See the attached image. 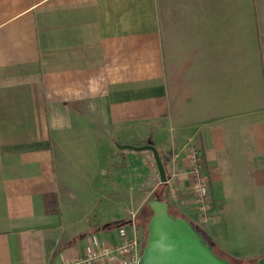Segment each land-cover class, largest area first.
Here are the masks:
<instances>
[{"label": "crops", "instance_id": "1", "mask_svg": "<svg viewBox=\"0 0 264 264\" xmlns=\"http://www.w3.org/2000/svg\"><path fill=\"white\" fill-rule=\"evenodd\" d=\"M149 143L166 185L134 148ZM191 146L213 217L177 209L259 259L264 193L225 185L238 146L264 188V0H0V264L74 263L133 239L142 252L152 197L189 192ZM232 206L255 220L232 228Z\"/></svg>", "mask_w": 264, "mask_h": 264}, {"label": "water", "instance_id": "2", "mask_svg": "<svg viewBox=\"0 0 264 264\" xmlns=\"http://www.w3.org/2000/svg\"><path fill=\"white\" fill-rule=\"evenodd\" d=\"M134 148L151 150L161 181L168 182L167 171L158 148L152 143ZM149 206L152 216L148 223L146 244L138 264H233L229 258L215 251L190 219L172 211L168 201L153 199ZM255 264H264V255Z\"/></svg>", "mask_w": 264, "mask_h": 264}, {"label": "built area", "instance_id": "3", "mask_svg": "<svg viewBox=\"0 0 264 264\" xmlns=\"http://www.w3.org/2000/svg\"><path fill=\"white\" fill-rule=\"evenodd\" d=\"M185 161L191 182L185 203L188 202L195 209L202 223H208L212 218V205L207 189L208 177L203 172V158L195 146L189 147ZM141 253L140 242L133 239L117 247L96 248L86 258L68 264H138Z\"/></svg>", "mask_w": 264, "mask_h": 264}, {"label": "rangeland", "instance_id": "4", "mask_svg": "<svg viewBox=\"0 0 264 264\" xmlns=\"http://www.w3.org/2000/svg\"><path fill=\"white\" fill-rule=\"evenodd\" d=\"M240 147L238 146H234V151L230 152L228 155V167H227V181H226V188L228 190V194H232V195H237V194H244V195H250V194H263L264 188L262 186H260L259 184L257 185L256 182L252 181V175H251V170H252V163H251V158H250V152H245L243 153V155H241V152L238 151ZM163 185H166L168 182H162ZM184 194V195H183ZM187 193H183L182 194H178L177 196H174V198L169 199V201L176 205H181V206H185L188 205L190 206V208L192 209V206L187 202L185 203L186 200V195ZM169 195V194H168ZM182 195V197H181ZM158 196H164L162 193L160 195H154L152 197L151 200L153 199H157ZM170 196V195H169ZM150 200V201H151ZM176 200V201H175ZM179 200V201H178ZM149 201V202H150ZM178 203V204H177ZM147 217L149 218L147 220V223H149L150 217L152 215V210L149 206V203L147 204ZM215 207V206H214ZM177 212V211H175ZM197 213V212H196ZM177 214L179 215V212H177ZM216 214H219V212L215 211L214 212V216ZM200 217V216H199ZM213 217V215H212ZM227 218H229V221H232L233 223L236 222V224H229L232 228H244L241 227L243 224L244 226L253 222L255 220L254 218V214L249 211L248 213H240L238 211L237 207H230V209H227ZM240 221V225L238 224V222ZM209 223V222H208ZM197 226H199L198 224H196ZM205 226L207 225L204 224ZM146 231H145V238L143 240V245L145 246L146 244V239L148 236V224L146 225ZM218 254H220L221 256L224 257H229L231 263L233 264H241L242 261L240 258L238 257H234V256H228V254H226V252H222L220 250H217ZM257 261V259H254ZM255 264V263H254Z\"/></svg>", "mask_w": 264, "mask_h": 264}, {"label": "trees", "instance_id": "5", "mask_svg": "<svg viewBox=\"0 0 264 264\" xmlns=\"http://www.w3.org/2000/svg\"><path fill=\"white\" fill-rule=\"evenodd\" d=\"M158 199H162V200H164V201H168L169 203H170V206H171V208H172V211H177V212H179V215H181V216H184V217H186L185 215H183L178 209H177V207L174 205V204H172L170 201H169V199H170V197L169 196H167V195H164V196H158L157 197ZM187 218V217H186ZM189 219V218H188ZM191 220V219H190ZM192 221V220H191ZM192 223H193V225L195 226V228L197 229V230H199V231H201L202 232V234L204 235V237L207 239V241L214 247V249H215V251L217 252V250H220V251H222V252H224L225 253V251H223V249H221L212 239H210V237L207 235V233L200 227V226H197L196 225V223L195 222H193L192 221ZM218 253V252H217ZM226 254H228V253H226ZM228 256H230L231 257V255H229L228 254ZM227 258H229V257H227ZM241 259V261H242V263L241 264H254V263H256V260H254V259H252V258H246V257H244V258H240ZM258 260V259H257Z\"/></svg>", "mask_w": 264, "mask_h": 264}]
</instances>
